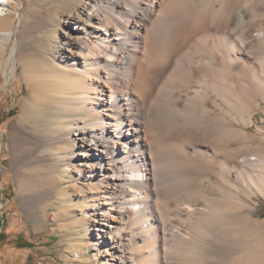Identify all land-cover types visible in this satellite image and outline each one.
<instances>
[{"label": "bare ground", "instance_id": "obj_1", "mask_svg": "<svg viewBox=\"0 0 264 264\" xmlns=\"http://www.w3.org/2000/svg\"><path fill=\"white\" fill-rule=\"evenodd\" d=\"M61 2L43 72L51 100L71 95L82 114L54 137L27 132L24 113L12 134L32 147L64 142L52 155L67 195L87 205L94 258L264 264V221L251 218L252 195L264 196V131L247 130L264 100V0Z\"/></svg>", "mask_w": 264, "mask_h": 264}, {"label": "rangeland", "instance_id": "obj_2", "mask_svg": "<svg viewBox=\"0 0 264 264\" xmlns=\"http://www.w3.org/2000/svg\"><path fill=\"white\" fill-rule=\"evenodd\" d=\"M9 4L5 8L9 14L5 19L0 18V264H104L94 258L95 251L89 244L94 236L83 222L87 205L67 195L64 173L55 162L59 157L52 155L57 154L64 142L53 145L38 141L32 147L27 135L19 140L12 134V126L20 122L24 113L29 119L24 127L27 132H49L47 135L54 137L67 127L61 120L76 123L82 114L72 105L71 95L65 104L59 98L51 100L47 89L50 85L54 87V82L47 84L43 72L45 65L53 66L48 57L51 39L57 32L58 13L66 3L9 0ZM18 18L22 23L17 37ZM16 41V69L7 79L3 74L4 64ZM51 76L58 80L56 72ZM35 96L41 98L39 103L28 100ZM259 102L261 110L254 112V123L247 127L252 136H258L257 129L264 131V100ZM20 179L26 181V188L20 187ZM206 184L210 185V181ZM237 187L236 184V192L241 193L242 188ZM23 194L30 197L26 203ZM251 199L254 204L251 218L264 221V196L253 194ZM191 224L194 221L188 222L185 234L191 233L189 229L194 230Z\"/></svg>", "mask_w": 264, "mask_h": 264}]
</instances>
